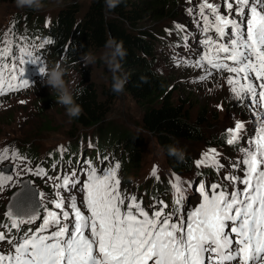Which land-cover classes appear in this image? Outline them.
Segmentation results:
<instances>
[{
    "label": "snow or ice",
    "instance_id": "1",
    "mask_svg": "<svg viewBox=\"0 0 264 264\" xmlns=\"http://www.w3.org/2000/svg\"><path fill=\"white\" fill-rule=\"evenodd\" d=\"M187 11L202 39L196 40L200 47L195 55L173 56L174 66L200 70L195 82L219 74L229 95L251 112L257 125L243 144L245 122L225 130L226 144L238 153L231 171L221 177L225 183H199L194 190L201 201L187 208L186 189L175 176L169 180L173 210L165 214L168 205L156 200L150 212L135 195H122L120 163L102 161L96 167L89 160L81 162L79 171L49 177L57 181L49 198L30 181L14 180L20 171L47 176L44 169L27 167L26 157L5 147L0 163H11L0 167V191L16 182L21 187L5 213L11 249L0 250V264H264V0H199ZM46 43L51 41L40 47ZM19 53L10 46L0 48V95L29 87L18 64L39 62L41 73L45 68L27 47H19ZM218 156L211 148L195 166L219 172L224 165ZM151 176L160 180L156 166ZM36 221L35 229L20 231ZM14 229L18 235L13 241ZM5 240L0 231V242Z\"/></svg>",
    "mask_w": 264,
    "mask_h": 264
},
{
    "label": "rangeland",
    "instance_id": "2",
    "mask_svg": "<svg viewBox=\"0 0 264 264\" xmlns=\"http://www.w3.org/2000/svg\"><path fill=\"white\" fill-rule=\"evenodd\" d=\"M46 1L39 11L33 10L29 12L26 8H17L15 0H0V48L10 46L15 55L19 56V47H23L24 40L22 39L26 35L25 42L27 43L28 50L32 51L34 56H39L45 67L56 64L62 65L67 70L65 80L72 83L73 86L84 81L83 72L80 71L79 67L85 68L91 80L95 81L99 87H101L102 83L108 86V81L104 74L108 69L100 59L101 54L105 50L93 54L97 58L94 65L84 66L83 62H81L78 67H68L61 61L60 57L52 53L49 43L44 44L43 48L40 47L44 41H47V38L37 32V29L49 27V23L45 22L44 18L54 17L59 7L63 4L59 0ZM76 1L81 7V11L84 12L92 0ZM167 1L174 7V14L177 15L174 18H165L161 21H148L145 24V27L148 29L161 30L166 33L158 41L159 45L155 53V59L153 60L154 65L160 74L168 80L174 97L186 99L190 105H206L207 109L216 112L217 116L215 118L212 117V120H210L212 125L207 127V131L210 134L216 133L226 136L225 130L232 128L235 122H245L247 135L245 136L242 133L243 139L241 140V144H243L247 136L253 134L257 125L253 123L251 112L242 103L236 102L237 106L235 107L228 102V100H235L229 95L225 79L221 78L219 74H214L208 80L195 82L196 77L201 75L200 70L182 66L177 67L173 63V56L177 58L190 57L195 55L196 50L200 47L196 43V40L197 38L202 39V37H198V29L195 26L193 17L187 11L188 8L197 4L199 0H191V3H189V0ZM209 2L219 3V0H209ZM36 15L42 17L43 23H40L33 31L27 33L30 20ZM177 25L185 26V30L179 31ZM166 29L171 31H166ZM185 35L188 38L187 41L184 39ZM178 37L180 38L179 41H177ZM8 40L12 41L11 45L6 44ZM11 62V58H9V63ZM17 66L24 67L22 78L29 81V87L0 95V149L9 147L11 150H17L23 157H26V166L35 170L36 168H42L43 164H49L48 161L52 159L54 153H60L61 157L67 159L66 156L70 151V146L73 144L78 145L79 148H87L90 143L89 140L93 138L95 129L72 125L69 117L66 115L65 109L56 104L55 95L44 84V77L40 72V68L43 65L39 62L36 64L27 62L24 66L19 64ZM224 75L226 76L227 73ZM101 98L105 99L103 96ZM196 108L197 106L191 107V109ZM140 115L139 106L128 93L121 92L110 100L105 122L139 134L144 142L142 162L139 170L130 171L127 174L120 170L118 172L121 179L120 189L122 195L138 196V201H140V197L142 199L146 197V204L142 203L151 212L154 196L147 199L146 193H148V189L154 187L158 182L151 176L154 166H156L157 174L160 177L159 182L165 181L169 184V180L174 179L175 176L181 178L183 187L186 189L184 205L187 208L195 207L201 201L198 191L194 190L199 183L206 182L207 185L212 184L213 182L208 181L213 179L214 174L217 180L216 183H225L221 177L231 171L229 165L235 161L238 155L233 146L228 145L230 148L217 147L213 144L208 145L203 140L186 142L184 147L193 157V168L188 172L177 173L171 169L166 155L154 135L141 126ZM44 121L50 122L48 128L52 127L53 129L41 130L45 125ZM61 147L64 149L62 153L58 151ZM211 148L216 149L217 153H219L218 159L224 165L219 172L212 168L201 167L198 169L195 166V161L201 158V154ZM77 162H72L74 166L72 169H69L72 166L71 162H61L55 167L52 165L51 167L53 168L51 170L49 168L46 171L47 176H36L13 168V172L20 171L19 177L14 176V180L18 179L20 181V179L26 177L30 179L39 192L49 195L50 198V194H53L55 191L53 185L57 181L49 177L54 178L57 175L74 171ZM8 163H11V161L5 160L3 163H0V167ZM95 164L96 167H100L102 162H96ZM103 164L106 165L105 162ZM80 167L81 165L78 168ZM202 169L211 170L204 174ZM189 181L192 184L189 185L187 183ZM18 186L19 182H16L0 191V231H3L6 235V240L0 242V250L4 252L11 249V245L7 243L8 231L5 206L11 192ZM160 195L162 194H158V196ZM174 197V192L170 191L169 197L163 201V203L168 205L164 209L165 214L173 210L171 207ZM166 209L168 210L167 212H165ZM39 223L36 224V227ZM14 231L16 230H13V234Z\"/></svg>",
    "mask_w": 264,
    "mask_h": 264
},
{
    "label": "trees",
    "instance_id": "3",
    "mask_svg": "<svg viewBox=\"0 0 264 264\" xmlns=\"http://www.w3.org/2000/svg\"><path fill=\"white\" fill-rule=\"evenodd\" d=\"M59 1L63 4L54 17L44 18L49 27L44 30L38 28L37 32L51 41L52 53L60 57L68 67L80 66L84 53L103 52L104 45L110 38L122 42L127 53L120 61V75L127 77L122 92L128 93L139 106L141 126L154 135L172 170L184 173L193 168V157L184 147L186 142L203 140L208 145L230 148L225 142L224 134H210L207 131V127L212 125L210 120L217 116L216 112L207 109L206 105H190L186 99L174 97L168 80L153 63L158 41L165 33L148 29L145 24L177 15L167 0H118V6L110 12L106 10L105 0H92L84 12L76 0ZM46 2L42 0V4ZM30 21V31L43 23L39 15ZM179 39L178 37L177 40ZM79 68L83 72L84 81L76 84L74 89L78 93L76 103L83 111L78 118H69L72 125L94 128L92 139H95L96 145L103 152L104 149L111 151L112 160L120 163L121 172L127 174L139 170L144 146L141 136L105 122L110 100L118 95L112 91V73L108 70L104 72L108 86L102 83L99 87L91 80L85 68ZM228 102L237 106L236 101ZM195 106L196 109H191ZM44 124L41 130L53 129L48 128L50 122L44 121ZM168 145L180 148L184 153L183 159L169 155ZM78 148L76 144L70 146L72 153ZM93 155L94 153H86L84 158L92 161ZM208 171L202 170L204 174ZM166 190H169L167 182L158 181L148 189V193L150 196L162 194L159 199L162 201L167 199L163 194Z\"/></svg>",
    "mask_w": 264,
    "mask_h": 264
},
{
    "label": "clouds",
    "instance_id": "4",
    "mask_svg": "<svg viewBox=\"0 0 264 264\" xmlns=\"http://www.w3.org/2000/svg\"><path fill=\"white\" fill-rule=\"evenodd\" d=\"M15 5L19 9L28 8L39 11L42 7V0H15ZM118 6V0H105L107 11H112ZM105 51L101 54L100 59L103 61L108 71L112 73V91L121 93L124 85L127 83L126 75H120V61L127 55L123 48L122 42H118L115 38H110L104 45ZM84 66L94 65L96 56L92 53H84L82 56ZM44 77V84L49 87L52 94L55 95L56 104L65 109L66 115L71 118H78L82 114V108L76 103V95L78 94L74 86L69 81L65 80L67 70L60 64L45 67L41 73ZM82 91V90H81ZM169 155L178 159H183V151L173 145L167 146Z\"/></svg>",
    "mask_w": 264,
    "mask_h": 264
},
{
    "label": "water",
    "instance_id": "5",
    "mask_svg": "<svg viewBox=\"0 0 264 264\" xmlns=\"http://www.w3.org/2000/svg\"><path fill=\"white\" fill-rule=\"evenodd\" d=\"M25 180H27V179H25ZM23 181V180H22ZM28 181V180H27ZM18 191V190H17ZM16 192V191H15ZM12 197H13V194H12V196H11V198H10V200H9V203H10V201L12 200ZM9 203H7V205L6 206H8V204Z\"/></svg>",
    "mask_w": 264,
    "mask_h": 264
}]
</instances>
